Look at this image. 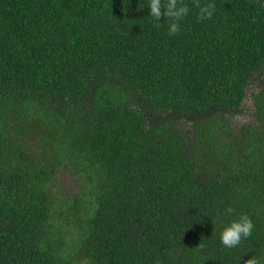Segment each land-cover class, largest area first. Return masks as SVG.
<instances>
[{
	"label": "trees",
	"instance_id": "trees-1",
	"mask_svg": "<svg viewBox=\"0 0 264 264\" xmlns=\"http://www.w3.org/2000/svg\"><path fill=\"white\" fill-rule=\"evenodd\" d=\"M148 3L0 0V264H264V0Z\"/></svg>",
	"mask_w": 264,
	"mask_h": 264
},
{
	"label": "clouds",
	"instance_id": "clouds-1",
	"mask_svg": "<svg viewBox=\"0 0 264 264\" xmlns=\"http://www.w3.org/2000/svg\"><path fill=\"white\" fill-rule=\"evenodd\" d=\"M149 17L156 22L161 23L164 17L168 22L169 35L177 34L181 31L182 22L189 16L191 7L183 3V0H149ZM197 18L200 21L211 20L215 13L216 7L213 3L197 4ZM234 209L228 206L224 210L225 220L221 222L220 240L224 247L232 249L241 245L242 241L252 236L255 224L251 216L246 213L239 214L231 218ZM246 264H262L261 259L253 255L246 261Z\"/></svg>",
	"mask_w": 264,
	"mask_h": 264
},
{
	"label": "rangeland",
	"instance_id": "rangeland-1",
	"mask_svg": "<svg viewBox=\"0 0 264 264\" xmlns=\"http://www.w3.org/2000/svg\"><path fill=\"white\" fill-rule=\"evenodd\" d=\"M251 99L247 100V104H246V109L248 111H245V114L241 115V116H238L236 118V123L237 124H242V123H245V122H248V121H251L252 120V103H251ZM250 110V111H249ZM62 177H63V180H62V185L64 188L66 189H69L72 184L74 185V183H72L71 181V175L69 173L66 172V175H63L61 174Z\"/></svg>",
	"mask_w": 264,
	"mask_h": 264
}]
</instances>
